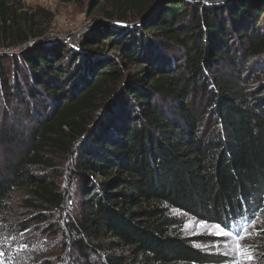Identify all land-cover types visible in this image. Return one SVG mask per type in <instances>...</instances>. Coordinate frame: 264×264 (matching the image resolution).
Returning a JSON list of instances; mask_svg holds the SVG:
<instances>
[{
  "label": "trees",
  "instance_id": "1",
  "mask_svg": "<svg viewBox=\"0 0 264 264\" xmlns=\"http://www.w3.org/2000/svg\"><path fill=\"white\" fill-rule=\"evenodd\" d=\"M88 11L110 23L0 53V220L13 194L36 223L68 212L44 264H207L172 213L234 226L264 196V0ZM50 19L0 0V50Z\"/></svg>",
  "mask_w": 264,
  "mask_h": 264
},
{
  "label": "rangeland",
  "instance_id": "2",
  "mask_svg": "<svg viewBox=\"0 0 264 264\" xmlns=\"http://www.w3.org/2000/svg\"><path fill=\"white\" fill-rule=\"evenodd\" d=\"M88 3L89 0H23L25 8L34 10L40 8L51 15L48 23L38 22V28L46 29L44 36L47 35L48 38L56 40L51 42L69 44L80 42L84 35L90 33L85 30L96 20L103 19L100 15L89 14ZM130 22L131 20L121 25L126 27ZM17 50L18 48L13 49L14 52ZM0 52H7V49H1ZM129 70L133 72L135 69ZM253 204L256 206L248 212L244 223L226 226V230L235 233L240 231V225L250 221L247 227L246 243L251 245L250 251L255 259L246 264H264V231H262L264 230V196L257 204ZM9 206L10 210L3 215V220H0V250L4 253L3 264L52 263L55 259L53 253L56 254L59 247V240L49 230L60 222L61 216L68 215V212H65L66 214L56 211L46 212L47 221L40 224L36 223L34 218L37 212L26 208L23 197L20 195L13 194ZM172 214L178 217L183 237L192 240L193 247L208 259L207 264H231V257L225 255L228 238L210 234L214 232L213 226L217 223L177 211ZM23 220L30 222L26 230L22 229L24 228L21 223ZM16 224L22 226L19 227ZM233 239H235L234 236Z\"/></svg>",
  "mask_w": 264,
  "mask_h": 264
},
{
  "label": "snow or ice",
  "instance_id": "3",
  "mask_svg": "<svg viewBox=\"0 0 264 264\" xmlns=\"http://www.w3.org/2000/svg\"><path fill=\"white\" fill-rule=\"evenodd\" d=\"M249 223L250 221L246 222L245 225H240V231L235 233L226 230V226H222L220 224L214 225V232H210V234L220 235L228 238L229 243L225 245V255L231 257V264H246V262H250L255 259V257L252 255V252L250 251L251 245L246 243L248 239L247 227ZM233 236L235 239H233ZM3 256L4 253L2 250H0V264H3Z\"/></svg>",
  "mask_w": 264,
  "mask_h": 264
},
{
  "label": "water",
  "instance_id": "4",
  "mask_svg": "<svg viewBox=\"0 0 264 264\" xmlns=\"http://www.w3.org/2000/svg\"><path fill=\"white\" fill-rule=\"evenodd\" d=\"M198 1L204 2L206 4H210V5H216V4H221V3L225 2L226 0H198ZM146 17H147V15L144 18H142L141 20L143 21ZM109 23L110 22L107 21L106 19H99V20H96L94 23H92V25L89 28H87L85 31L86 32L92 31L96 28L104 27V26L108 25ZM83 33H81V34H83ZM51 41H56V40L50 39V38H48L47 35H45L41 38L30 40L29 42H27L26 44H24L21 47H17L18 48L17 52L13 51V49H17V48H10V49H7V52H0V53L20 54L29 48H32L34 46L45 45Z\"/></svg>",
  "mask_w": 264,
  "mask_h": 264
}]
</instances>
